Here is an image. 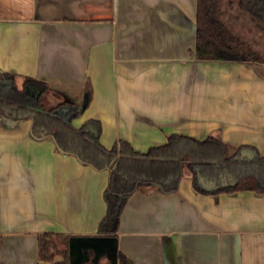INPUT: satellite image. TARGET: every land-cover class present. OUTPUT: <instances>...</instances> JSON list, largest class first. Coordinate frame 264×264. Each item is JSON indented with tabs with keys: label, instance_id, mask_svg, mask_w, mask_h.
<instances>
[{
	"label": "crops",
	"instance_id": "1",
	"mask_svg": "<svg viewBox=\"0 0 264 264\" xmlns=\"http://www.w3.org/2000/svg\"><path fill=\"white\" fill-rule=\"evenodd\" d=\"M235 4L223 0L220 19L257 51L262 29ZM196 18L197 0H0V74L19 86L45 82L49 105H82L70 124L91 120L84 132L107 150L118 142L115 157L119 141L146 153L172 134H216L228 155H262L264 63L198 59ZM64 151L32 136L30 119L0 118V264L62 261L40 259L44 233L98 234L110 171ZM199 182L205 191L183 166L176 192L136 186L118 218L117 255L129 264H264V192L212 193L213 182Z\"/></svg>",
	"mask_w": 264,
	"mask_h": 264
},
{
	"label": "trees",
	"instance_id": "2",
	"mask_svg": "<svg viewBox=\"0 0 264 264\" xmlns=\"http://www.w3.org/2000/svg\"><path fill=\"white\" fill-rule=\"evenodd\" d=\"M222 2L197 0V58L264 63V52H256L222 22ZM236 4L256 26L264 30V0H236ZM47 95L45 82L24 77L19 86L14 75L1 73L0 118L12 122L30 119L32 136H51L58 147L68 150L64 153L74 155L82 164L91 165L96 170L109 169L108 184L103 192L106 211L99 222L98 234L116 237L120 211L136 186L157 184L165 193L176 192L183 166L191 170L193 185L202 191L205 190L200 186L201 179L215 184L209 189L212 193L239 190L264 192V153H256L252 160L242 159L239 156L242 147L228 155L216 134L202 140L172 134L164 145L151 147L146 153L134 152L126 142L119 141V156L115 157L118 142L107 150L98 143L97 137H90L84 132L91 120L76 130L70 124L73 118L79 116L82 105L67 99L49 105ZM225 174L232 181L224 185L221 181ZM69 237L62 233L40 235V259L51 260L54 255H60L62 261L54 264H69ZM117 259L120 264H129L123 255H117Z\"/></svg>",
	"mask_w": 264,
	"mask_h": 264
},
{
	"label": "water",
	"instance_id": "3",
	"mask_svg": "<svg viewBox=\"0 0 264 264\" xmlns=\"http://www.w3.org/2000/svg\"><path fill=\"white\" fill-rule=\"evenodd\" d=\"M255 152L243 149L239 156H255ZM69 264H85L97 262L105 254L117 264V239L109 235H75L68 239Z\"/></svg>",
	"mask_w": 264,
	"mask_h": 264
},
{
	"label": "rangeland",
	"instance_id": "4",
	"mask_svg": "<svg viewBox=\"0 0 264 264\" xmlns=\"http://www.w3.org/2000/svg\"><path fill=\"white\" fill-rule=\"evenodd\" d=\"M232 1H233V3L236 2V0H232ZM233 6H234V7H233L232 9L237 8V7H236V4L233 5ZM235 11H236V9H235ZM244 27H245V25H242V26H241V28H244ZM258 29H259V28H258ZM261 32L263 33L262 35H263V42H264V30H262ZM263 42H260V43L258 42V43H259V47H257L258 50H257L256 52H259V54H261L260 49L262 48V46H263V44H264ZM47 102H48V101H47Z\"/></svg>",
	"mask_w": 264,
	"mask_h": 264
},
{
	"label": "flooded vegetation",
	"instance_id": "5",
	"mask_svg": "<svg viewBox=\"0 0 264 264\" xmlns=\"http://www.w3.org/2000/svg\"><path fill=\"white\" fill-rule=\"evenodd\" d=\"M56 104V103H55Z\"/></svg>",
	"mask_w": 264,
	"mask_h": 264
}]
</instances>
